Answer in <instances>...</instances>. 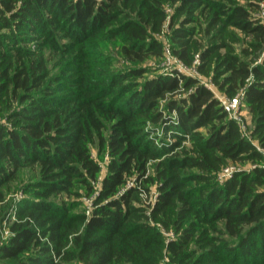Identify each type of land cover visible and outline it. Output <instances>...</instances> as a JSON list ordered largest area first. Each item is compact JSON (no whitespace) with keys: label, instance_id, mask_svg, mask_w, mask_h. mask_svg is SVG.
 I'll return each instance as SVG.
<instances>
[{"label":"trees","instance_id":"trees-1","mask_svg":"<svg viewBox=\"0 0 264 264\" xmlns=\"http://www.w3.org/2000/svg\"><path fill=\"white\" fill-rule=\"evenodd\" d=\"M258 1L0 0V205L22 171L37 174L14 211L0 264H264L257 144L198 79L117 71L101 48L118 41L130 63L162 58L156 35L166 6L174 7V55L187 66L199 55L198 72L228 98L245 90L252 137L264 149V57L252 64L228 43L233 28L252 53L264 52V26L251 15ZM92 146L110 157L96 195L102 168ZM244 161L254 169L217 181ZM83 196L93 198L90 216L64 198Z\"/></svg>","mask_w":264,"mask_h":264},{"label":"rangeland","instance_id":"rangeland-1","mask_svg":"<svg viewBox=\"0 0 264 264\" xmlns=\"http://www.w3.org/2000/svg\"><path fill=\"white\" fill-rule=\"evenodd\" d=\"M238 1L243 6L248 5V2H247L248 0H238ZM260 2L261 1L259 0L258 5L255 7V9L251 10V15L256 20H260L259 19L260 15H261L260 6H259ZM165 9H166V12L168 14L167 22L164 25L162 32L160 34L156 35V38L163 44V51H164L163 57L160 59L155 58V57H151L150 59H148L142 63H130L120 53L121 44H119L118 41H113L110 43L101 44L102 50L108 56L112 57L114 68L117 71H126L127 69H130L131 67L132 68H134V67L135 68H137V67L138 68H145V69L149 70V72H150V73L145 75L146 78H152V77H155L159 74H167V73L169 74V73H172L174 71H179L178 70V68H179L183 71V75H186L188 77H192L194 79H198L200 84L205 85L206 87H209L211 90H213V92L215 93L217 98L220 100V102H221V100L226 101L228 99H232V98H228V96L224 92L219 90L217 85L212 80V77L204 76L198 72V67L201 63L199 55L196 56V60L194 61V64L192 66L185 65L181 60H179V58L176 55H174L173 45H172V41H171L172 31L169 28V21H170V16L173 15L175 9H174V7H172L170 5H167ZM229 31L231 32L232 36L228 37V43L232 47V49L236 55L240 56L245 61L251 62L252 64H254V62H255L254 57H256V56L264 57V52H258L256 54L252 53V48L249 45L251 40L249 38H246L243 33H241L238 30H235L233 28L229 29ZM202 38L204 39V43H206V45H207L209 38L207 36L206 37L202 36ZM220 39L217 38L218 41ZM221 53H223V54L226 53V50H222ZM256 63L257 64L261 63V59L259 58L255 62V64ZM181 66H183L184 68L182 69ZM181 96L187 97L188 95L185 94V92H179L177 94V97H181ZM166 106H167V101H162L161 102V109L167 113ZM174 117H175V114H174ZM229 118L232 120H234V118L239 119V121L243 125H245V129H246V132L243 131V133H242L243 137L250 140V141H254V143L257 144V147L262 149L260 147L259 143L257 141H255L256 139H253V137H252V132L254 129V123H253L252 117L250 116L249 111L246 109V105H242L241 108L237 112H232L231 115H229ZM234 121H236V120H234ZM5 123H7V122L5 121ZM7 124H9V123H7ZM150 128H153V126L151 125ZM156 136L163 138L162 128H160V127L158 128V133L156 134ZM186 147L191 149V143L187 142ZM91 149H92L93 158L99 162V164L102 168V172L99 175V182L96 184V193H95V195H96L97 192L102 187L103 179L107 175V164H108V161L110 160V157L106 153L100 154V152L96 146H92ZM228 167H231L232 170H234L235 172H237V171L249 172V171H252L254 169L255 164H253L252 162L244 161V162H238V163H231ZM223 170H224V168L221 170V172L219 173L218 178H217V181L221 184H222V182L220 179V175L223 176V174H225V172L223 173ZM36 175H37L36 172L29 170V169L22 171L20 173L19 179L13 183V185L11 187V189H12L11 192L8 193V196L6 199L7 205L6 204L0 205V208H2V209L5 208V212H6L5 217L7 219V220H5V219L0 220V246L3 245L4 243H6L7 240L9 239V237L11 236V233L9 231V226H10V222H12L14 220V218H13L14 217V211H15L16 207L18 206V203H20L23 199H25L28 196V194L26 193L24 188L28 183H31L32 181L35 180V178L37 177ZM157 194H158L157 186H153L151 188V201L152 202L155 201ZM64 198H65V200L77 202L78 206L75 208L74 213H84L87 216L91 215L92 210H93V204H92L93 198L92 197L83 196L82 198H76V197H71V198L64 197ZM9 218L12 220L9 221ZM165 235H166L165 237L169 240L175 239L174 234H165ZM71 264H82V263L72 262ZM160 264H171V263H170V260L168 258H165Z\"/></svg>","mask_w":264,"mask_h":264},{"label":"built area","instance_id":"built-area-1","mask_svg":"<svg viewBox=\"0 0 264 264\" xmlns=\"http://www.w3.org/2000/svg\"><path fill=\"white\" fill-rule=\"evenodd\" d=\"M259 6H260V13H261L259 19H260L261 24L264 26V0L260 3ZM181 67H182V69L184 68L183 66H181ZM178 70L179 71H174V72H178L180 74H183V71L181 69L178 68ZM174 72L169 73V74H173ZM245 95H246L245 90H242V91H240L238 93V95H236L232 99H228L226 101L221 100L222 106L225 109V111L229 115H231L232 112H237L241 108V106L244 105ZM234 120H236V122L238 123V125H239L242 133H243V131L246 132L245 125H243L239 121V119H237V118H234ZM260 151L264 154V149H260ZM224 172H225V174H223V176L220 175V179H221V182L222 183H224L225 181H227L228 179H230L233 176V174L235 173V171L232 170L231 167L224 168L223 173Z\"/></svg>","mask_w":264,"mask_h":264}]
</instances>
